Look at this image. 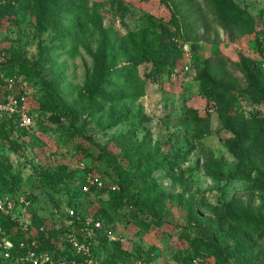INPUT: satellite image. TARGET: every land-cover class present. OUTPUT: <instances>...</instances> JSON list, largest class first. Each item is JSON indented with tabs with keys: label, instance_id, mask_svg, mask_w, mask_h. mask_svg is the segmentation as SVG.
Listing matches in <instances>:
<instances>
[{
	"label": "rangeland",
	"instance_id": "1",
	"mask_svg": "<svg viewBox=\"0 0 264 264\" xmlns=\"http://www.w3.org/2000/svg\"><path fill=\"white\" fill-rule=\"evenodd\" d=\"M232 1L255 17L256 30L261 29L258 17L264 0ZM171 16L186 28L174 41L167 37V31H174ZM80 24L82 32L73 44L59 46L43 63V53L50 51L49 41L59 31L31 9L19 10L0 0V71L4 74L2 69L15 65L13 71L19 75L11 77L24 98L22 104L42 123L30 137L3 129L0 198L10 196L14 204L23 199L27 216L41 218L45 229L80 231L79 224L75 229L69 225L70 220L93 218L99 208L95 193L83 190L92 176L105 187L117 186L125 200H131L102 219V231L93 240L100 258L116 264H185L199 252L203 264H214V256L203 249L196 252V239L232 250L233 235L241 226L229 223L225 214L248 210L257 221L264 216V187L230 177L238 160L229 145L237 138L220 117V111L227 110L240 118L238 128L254 118L264 121V101L250 95L234 66L242 57L253 64L262 61L256 36L225 30L203 0H89ZM107 41L115 49L117 69H135L140 83L113 91L122 96L118 105L95 109L86 88L93 55ZM143 45L152 49L151 60L139 58L137 47ZM205 59L229 94L212 89L206 96L201 91L198 75ZM22 61L34 68L24 83L26 76L19 73L24 67L17 66ZM259 72L264 84V64ZM53 79L58 81L59 107L71 110L68 117L40 107L41 84ZM140 88L141 97L135 95ZM126 110L129 115L120 120ZM10 143L17 152L9 149ZM84 149L92 156H84ZM242 150L253 159L256 183L264 185V139L252 134ZM62 167L76 175L66 178ZM54 171L63 182L52 178ZM110 195L106 189L98 198L107 202ZM129 211L149 224L157 223L136 226ZM195 213L206 222L194 221ZM53 241L60 244L59 238Z\"/></svg>",
	"mask_w": 264,
	"mask_h": 264
},
{
	"label": "trees",
	"instance_id": "2",
	"mask_svg": "<svg viewBox=\"0 0 264 264\" xmlns=\"http://www.w3.org/2000/svg\"><path fill=\"white\" fill-rule=\"evenodd\" d=\"M13 7H18L19 10L24 8H29L32 11L38 13L41 19L48 26L55 27L59 31V34L49 41L48 50L49 52L43 53L41 58L43 63L49 61V53L57 52L60 50L59 46L62 48L67 47L69 44H73L75 38L82 32V25L80 24V18L84 14L85 4L89 0H8ZM203 2L211 10L212 14L216 18L217 22L225 30H234L238 33L239 36L242 35H253L256 36V42L259 43V49L261 51L262 61L259 63H252L248 58L242 57L238 62L234 64L237 70H239L244 78L247 85V89L250 95H255L258 100L264 101V84L262 77L259 72V67L261 64H264V9L261 11L258 20L261 24V29L256 30L257 21L256 18L248 13L246 9L237 7L232 0H203ZM171 24L173 25L174 31L172 33L167 31V37L170 41H174L182 36V32L186 31V28H181L178 21L174 17L169 18ZM67 21L68 24L64 25L63 22ZM261 45V46H260ZM263 47V49H262ZM138 56L141 60H151L152 49L147 45H143L141 48L137 47ZM48 53V54H47ZM115 49L110 46V42L104 43V46L99 48L96 53L93 55V74L90 79V84L86 88L87 96L90 97V102L92 107L95 109H100V106L104 104H112L120 102L122 96H117L113 94V91L122 92L125 89V86H139L140 79L135 74V69H131L129 66H123L121 69H117V63L114 62ZM138 63V61H137ZM136 63V64H137ZM13 64L2 69L5 71L4 75L11 77L12 75H19L15 73ZM18 67H24V70H19V73L22 72L26 79L23 78L22 83L26 80L31 79L32 74L34 73V68L28 66L25 61L19 62ZM217 68V67H216ZM221 68V67H219ZM215 67L212 66L209 59L203 61V67L201 68L198 80L201 86V91L210 96V90L217 89L222 93L229 94V89L225 87L220 80H218L213 73ZM1 72V71H0ZM162 72V71H161ZM161 75V73H159ZM0 82L1 78H0ZM17 82V81H16ZM41 87L44 89V94L41 97L40 107L42 111L58 113L64 117L71 115L70 111H63L59 107L60 96L58 90V81L53 79L50 81H43ZM135 95L141 97L143 95L142 88L139 91H136ZM30 114L34 113L28 108ZM129 115V111L126 110L120 114V120H125ZM220 117L224 123L226 129L234 134L237 138L235 142L229 145V149L232 154L238 160L234 171L231 173L230 177L234 180H239L243 182L253 183L257 187H264V185L254 179L253 172L255 171V164L253 159L246 156V153L242 150V146L247 142L250 136L254 134L255 139L262 138L264 139V121L254 120L243 122L244 128H238V121L240 118L235 117V115H230L227 110L220 111ZM198 121H203L198 118L195 114L194 117ZM41 120L36 113L34 118V128L39 130L41 126ZM8 127L9 131L13 133H19L22 136H29L31 133L21 130L17 127L15 120L13 118H0V138L4 139L3 129ZM72 136V135H71ZM35 137L31 136V139ZM9 149L12 151L18 150V147L15 148L8 144ZM84 156H92L89 149H84L82 151ZM2 165L0 164V167ZM85 171L93 173L91 168H87L83 165ZM63 174L65 177L69 178L74 176V172L66 173V168L62 167ZM83 168L80 171L84 170ZM79 170V169H78ZM72 173V174H70ZM60 172L54 171L52 173V178L58 183L63 182V176L59 175ZM76 175V174H75ZM44 178V177H43ZM8 190H11L9 184H7ZM109 191L110 200L101 201L98 198V194H101L106 191ZM86 193V192H84ZM93 195L98 200L99 208L97 209L94 219L102 222L103 218L112 215L116 210L121 209L125 205L131 204V200L128 197V200H125V193L123 191L111 190L110 187H104L103 189L97 190L94 187H91L87 194ZM10 199L11 197L8 196ZM32 201V200H31ZM18 204V201L15 202ZM25 206V205H24ZM30 209V207H29ZM248 210H243V212H227L225 214L226 220L233 224L234 226H241L240 229H236L233 238L235 239V245L232 250H227L220 246L219 244L204 240L196 239L197 245L195 247L196 252L203 249L204 252L208 255L215 257L214 264H264V216H262L259 221L255 219L254 216L250 214ZM128 216L132 217V221L136 226L141 228H148L150 224L157 223V221H150V224L147 223L144 219L138 218V213L129 211ZM82 215L77 218L85 217ZM101 216V217H100ZM30 220L29 228L32 231L31 237L25 240V234L20 229L17 222H15L11 216L0 214V229L4 231L9 239L13 243V247L10 250V259L12 262L16 258L24 256L30 247L31 240H35L38 245L39 251H46L52 255L53 259L64 260V264H73V261L80 262L79 258H76L72 255L71 251L67 249V244L65 241L66 233L68 230L62 228L61 226L57 228L45 229V224H43L42 219L36 217L35 215H29ZM73 219L74 225L78 223V220ZM194 221L199 223L206 222L201 215L195 213L193 215ZM42 229V230H41ZM53 238L60 239V244L53 241ZM25 242L23 248L20 247V243ZM94 242V241H93ZM92 242V253L93 255L102 263V264H116L115 262H109L106 259H102L98 256L95 243ZM196 243L194 242V245ZM193 257H200V253L197 252L195 255L187 259L185 264H191ZM0 258V259H1ZM1 260V261H2ZM18 264H31L29 262L18 263ZM203 264V263H202Z\"/></svg>",
	"mask_w": 264,
	"mask_h": 264
},
{
	"label": "built area",
	"instance_id": "3",
	"mask_svg": "<svg viewBox=\"0 0 264 264\" xmlns=\"http://www.w3.org/2000/svg\"><path fill=\"white\" fill-rule=\"evenodd\" d=\"M2 57H0L1 62ZM0 118H13L17 127L29 133L36 132L34 128L33 114H30L22 104L24 98L20 97L16 91V79L5 76L0 72ZM91 187L97 190L103 189V183L92 176H88L83 190L88 191ZM111 190H117V186L110 187ZM25 204L23 199L14 204L9 197L0 198V214L11 216V218L18 223L20 229L25 234V240L31 237V230L29 228L30 220L22 209ZM80 231H70L66 233L65 241L67 249L71 251L72 255L79 258L81 261H73V264H102L92 253V242L97 237V234L102 231V224L99 220L85 216L77 218ZM69 225L75 229L74 221L70 220ZM42 230V229H41ZM25 242L20 243V247L25 246ZM13 247L12 241L8 235L0 229V257L5 261L10 259V250ZM29 262L31 264H64V260L53 259L46 251H39L35 240H31L30 247L24 256L16 258L12 262H5L3 264H18ZM203 260L200 257H193L191 264H202Z\"/></svg>",
	"mask_w": 264,
	"mask_h": 264
}]
</instances>
